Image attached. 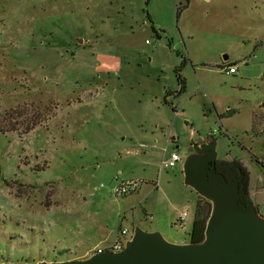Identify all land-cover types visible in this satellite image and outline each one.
<instances>
[{
    "label": "rangeland",
    "instance_id": "obj_1",
    "mask_svg": "<svg viewBox=\"0 0 264 264\" xmlns=\"http://www.w3.org/2000/svg\"><path fill=\"white\" fill-rule=\"evenodd\" d=\"M212 136L264 214V0H0V264L87 258L152 224L190 241L183 163ZM124 180L142 183L117 195Z\"/></svg>",
    "mask_w": 264,
    "mask_h": 264
},
{
    "label": "water",
    "instance_id": "obj_2",
    "mask_svg": "<svg viewBox=\"0 0 264 264\" xmlns=\"http://www.w3.org/2000/svg\"><path fill=\"white\" fill-rule=\"evenodd\" d=\"M216 145L214 136L193 141L194 150L183 163L186 185L211 202L202 241L174 243L159 230L137 226L120 251L26 264H264V214L254 200L245 199L248 183L242 167L234 180L218 170Z\"/></svg>",
    "mask_w": 264,
    "mask_h": 264
},
{
    "label": "built area",
    "instance_id": "obj_3",
    "mask_svg": "<svg viewBox=\"0 0 264 264\" xmlns=\"http://www.w3.org/2000/svg\"><path fill=\"white\" fill-rule=\"evenodd\" d=\"M225 69L228 74L238 72V67L234 65H229L225 67ZM182 160H183L182 155L178 151L174 150L170 154L166 152V155L162 160L161 168H173L177 166L178 163ZM141 183L142 181L124 180L120 182L118 185L114 186L113 191L117 195L125 196L137 191ZM187 217H188V211L187 210L183 211L176 220V224L183 225ZM132 235L133 234H131L129 229L122 228L119 231V233L116 235L114 240L108 242L103 246L97 247L96 250L93 251L91 255L103 253L107 250L120 251L126 246L127 241L132 237Z\"/></svg>",
    "mask_w": 264,
    "mask_h": 264
},
{
    "label": "trees",
    "instance_id": "obj_4",
    "mask_svg": "<svg viewBox=\"0 0 264 264\" xmlns=\"http://www.w3.org/2000/svg\"><path fill=\"white\" fill-rule=\"evenodd\" d=\"M179 13H180V9H178V14ZM181 68H182V65L176 67V75H177V79L179 81V86H180V89L175 91L176 94H181L186 90V78L182 74ZM168 95H172V93H168ZM166 102L168 103L167 99H166ZM217 166H218L219 171H221L220 170L221 167L228 168V169H234L236 171H238V169L242 167L247 173L246 180L249 184L250 175H249L247 168L244 166L241 160L236 159V158L232 160L218 158ZM199 198L200 199L198 200L197 205H196V212H195V217L193 221V226H192L191 231L189 232L191 236V241L193 242H200L205 238L206 224H207V220L209 218L210 212H211V202L201 195H199ZM245 199L246 200L251 199L249 185L247 188V194L245 196ZM257 205L259 207V204Z\"/></svg>",
    "mask_w": 264,
    "mask_h": 264
},
{
    "label": "crops",
    "instance_id": "obj_5",
    "mask_svg": "<svg viewBox=\"0 0 264 264\" xmlns=\"http://www.w3.org/2000/svg\"><path fill=\"white\" fill-rule=\"evenodd\" d=\"M184 63H187V59H185V61H184ZM227 66H229V62H224V64H222V67H227ZM177 67V66H176ZM232 74V73H231ZM169 87H172V86H168V85H164L163 86V88L165 89V90H163V92L165 91V97H166V99L168 98V93H172V92H175L173 89H171V88H169ZM177 113V112H176ZM141 189H142V187H141ZM141 189H140V191H141ZM250 193H251V195L253 196V192L250 190ZM185 211V210H184ZM183 212V211H182ZM181 214V213H180ZM180 214H178L177 215V218L179 217V215ZM188 216H189V213H188ZM195 217V216H194ZM177 218L175 219V221L177 220ZM193 221H194V219L192 220V226H193ZM151 231H154V230H157L158 229V227L155 225V224H152L151 225ZM174 240H172V241H175V242H178V243H187V242H190V241H188L186 238H184V239H182V240H179V238H173ZM186 239V240H185ZM191 239V238H190ZM99 247V246H98ZM71 259V258H70Z\"/></svg>",
    "mask_w": 264,
    "mask_h": 264
},
{
    "label": "flooded vegetation",
    "instance_id": "obj_6",
    "mask_svg": "<svg viewBox=\"0 0 264 264\" xmlns=\"http://www.w3.org/2000/svg\"><path fill=\"white\" fill-rule=\"evenodd\" d=\"M220 170L227 176V178L229 180H234L236 179L239 175H240V171L238 169V171L234 170V169H228V168H224V167H221ZM247 182V180H246ZM248 183V182H247ZM250 183V181H249ZM249 185V184H248ZM248 188V187H247ZM250 191V190H249ZM250 196H251V199L254 200L253 196L251 195L250 193ZM256 202V201H255ZM257 204V203H256ZM259 208V207H258ZM260 209V208H259ZM134 231L131 232V234H133Z\"/></svg>",
    "mask_w": 264,
    "mask_h": 264
}]
</instances>
